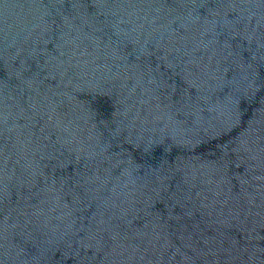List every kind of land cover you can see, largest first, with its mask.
I'll use <instances>...</instances> for the list:
<instances>
[{
	"label": "water",
	"instance_id": "water-1",
	"mask_svg": "<svg viewBox=\"0 0 264 264\" xmlns=\"http://www.w3.org/2000/svg\"><path fill=\"white\" fill-rule=\"evenodd\" d=\"M0 264H264V0H0Z\"/></svg>",
	"mask_w": 264,
	"mask_h": 264
}]
</instances>
